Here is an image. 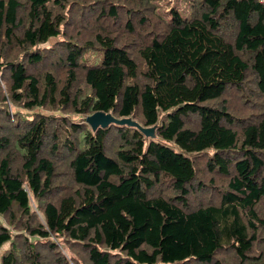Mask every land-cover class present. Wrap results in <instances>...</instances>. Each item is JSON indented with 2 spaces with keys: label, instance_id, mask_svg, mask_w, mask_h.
Instances as JSON below:
<instances>
[{
  "label": "trees",
  "instance_id": "1",
  "mask_svg": "<svg viewBox=\"0 0 264 264\" xmlns=\"http://www.w3.org/2000/svg\"><path fill=\"white\" fill-rule=\"evenodd\" d=\"M63 1L0 0L1 100L81 117L6 108L5 123L0 114V215L35 236L15 240L0 224V249L11 243L2 264H41L56 251L52 237L90 264H264V103L249 115L209 104L252 82L264 97V3L190 0L188 16L173 8L167 19L154 0H132L157 16L142 20L149 30L138 49L108 32L42 48L65 30ZM100 1L117 16L121 0ZM57 49L64 77L46 68ZM90 54L103 56L89 63ZM138 110L141 124L181 150L127 125L94 130L85 118ZM191 153L208 156L209 182ZM59 159L70 184L53 197Z\"/></svg>",
  "mask_w": 264,
  "mask_h": 264
},
{
  "label": "rangeland",
  "instance_id": "2",
  "mask_svg": "<svg viewBox=\"0 0 264 264\" xmlns=\"http://www.w3.org/2000/svg\"><path fill=\"white\" fill-rule=\"evenodd\" d=\"M24 1V0H23ZM262 1V0H261ZM65 9L61 11L62 14L67 18L68 22L65 26V30L59 37H52L47 43L42 44V48H49L54 46L59 40L64 38L75 40L81 44L95 41V34L97 33H111L112 37H114L119 43L127 45L130 48L138 49V43H145L147 41L146 36L142 38L141 33L149 30V24L147 22L141 23L143 19L148 15L149 22L153 18H157L155 14H147L145 8L143 6H139V4L132 2V0H121V8H117V16H113L109 13V8L105 7L104 4L100 0H64ZM155 10L159 11V13L167 19H170V12L173 8L178 9L183 16H188L190 14V0H154ZM139 7V10H136ZM133 12V13H132ZM137 41L136 45H133L132 42ZM8 56L11 58L17 57V51L8 50L6 52ZM61 49H57L56 54L50 55L48 59L46 68L58 70L61 76H65V68L63 65H58V58H61ZM102 54H98L97 56L93 55L88 57L86 60L89 63H99L102 59ZM5 78V77H4ZM0 90H6V85L0 77ZM254 84L247 83V86L244 90L238 91L235 89H230L224 96L221 98L209 102L210 105L216 106H226L232 109L233 112L240 113L241 115H249L254 109L255 102L264 103V97L259 96L258 93L254 90ZM3 96H0V114H5V123L7 119H13V111L17 110L21 113H30L32 115L35 112H41L48 115H54L56 117H72V119H81L80 116L75 113H66L64 110L60 108L53 109H35L33 112H28L26 109L22 107H16L9 99L6 103L1 100ZM9 108L11 110V115H6L5 109ZM167 112L165 110L160 111L159 116V124H162L163 119L166 117ZM87 117V116H86ZM85 117V118H86ZM136 121L143 122V118L141 112H138L134 116ZM133 118V119H134ZM134 119V120H135ZM143 125V124H142ZM145 126V125H144ZM65 126H62L61 130L65 129ZM14 129V127L12 128ZM11 132V128L8 129ZM157 140L160 142L170 145L177 150H181V148L173 141L161 138L160 136H156ZM113 147L108 145V153L113 155ZM213 153V152H211ZM192 157H199L196 161L197 167L200 170V175L209 182L210 177L207 170L204 172L203 168H205V163L208 156H197L196 154L191 153ZM58 162V173L59 180L57 182L56 190L53 193V197H57L66 185L70 184V168L66 159H59ZM19 166V165H18ZM17 166V167H18ZM220 179L217 180L218 183ZM202 197V195H198V197ZM206 199L209 200V195H206ZM197 198V196H196ZM33 211L40 219H43L42 212L38 210L36 203L33 201ZM8 218V217H7ZM25 220V219H23ZM0 224L7 227L10 231H12L16 236L15 240H18L20 237L28 238L30 240L34 239L35 236L30 235L25 230L19 228L20 223L18 224H10L6 217L0 215ZM52 242L56 243L57 248L50 250L48 254H44L45 256L41 258V264H90L88 258L83 253L80 248H74L71 243H68L67 239L61 238L58 239L56 237H52ZM51 244V243H50ZM11 247V243H6L0 249V264H2V256L3 254ZM78 259H80L79 263H77Z\"/></svg>",
  "mask_w": 264,
  "mask_h": 264
},
{
  "label": "water",
  "instance_id": "3",
  "mask_svg": "<svg viewBox=\"0 0 264 264\" xmlns=\"http://www.w3.org/2000/svg\"><path fill=\"white\" fill-rule=\"evenodd\" d=\"M86 122L89 123L94 130L98 127H107L110 124L127 125L137 128L147 137L156 136V126H144L132 117L118 118L112 113L98 111L86 117Z\"/></svg>",
  "mask_w": 264,
  "mask_h": 264
},
{
  "label": "built area",
  "instance_id": "4",
  "mask_svg": "<svg viewBox=\"0 0 264 264\" xmlns=\"http://www.w3.org/2000/svg\"><path fill=\"white\" fill-rule=\"evenodd\" d=\"M262 2L264 3V0H262Z\"/></svg>",
  "mask_w": 264,
  "mask_h": 264
}]
</instances>
